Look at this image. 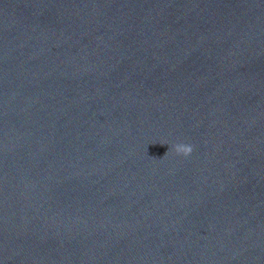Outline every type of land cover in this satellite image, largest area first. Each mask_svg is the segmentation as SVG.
Masks as SVG:
<instances>
[{
  "label": "water",
  "instance_id": "water-1",
  "mask_svg": "<svg viewBox=\"0 0 264 264\" xmlns=\"http://www.w3.org/2000/svg\"><path fill=\"white\" fill-rule=\"evenodd\" d=\"M0 264H264V0H0Z\"/></svg>",
  "mask_w": 264,
  "mask_h": 264
},
{
  "label": "clouds",
  "instance_id": "clouds-1",
  "mask_svg": "<svg viewBox=\"0 0 264 264\" xmlns=\"http://www.w3.org/2000/svg\"><path fill=\"white\" fill-rule=\"evenodd\" d=\"M172 150H174L175 153H176L177 155H183V156L186 157V156H189V155L192 153L193 148H192V146L187 145V144H183V143L176 144V145L172 146V147L169 149V151L164 155V157H165L166 155H168V153H169L170 151H172ZM164 157H163V158H164ZM163 158H162V159H163Z\"/></svg>",
  "mask_w": 264,
  "mask_h": 264
}]
</instances>
